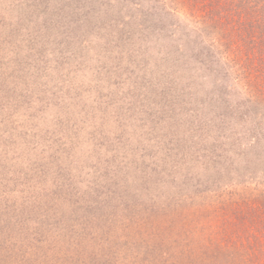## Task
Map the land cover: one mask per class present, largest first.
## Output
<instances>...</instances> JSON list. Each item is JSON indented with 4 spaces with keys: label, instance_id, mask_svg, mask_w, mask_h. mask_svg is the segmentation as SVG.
I'll list each match as a JSON object with an SVG mask.
<instances>
[{
    "label": "rangeland",
    "instance_id": "rangeland-1",
    "mask_svg": "<svg viewBox=\"0 0 264 264\" xmlns=\"http://www.w3.org/2000/svg\"><path fill=\"white\" fill-rule=\"evenodd\" d=\"M41 1L44 0H0V230H8L13 219L18 222L22 219L20 223L26 225L31 223L26 221L28 217H36L37 221L39 215L40 222L60 215L72 218L74 212L80 216L82 202L91 206L96 201L95 194L87 191L101 189L95 185L97 173L103 169L119 170L115 181L127 184V191L143 202L152 199L160 210L161 223L164 216L174 221L171 227L160 226V231L166 232L168 238L164 248H160V257L156 259L153 254L154 259L150 261L170 264L176 247L189 242L191 259L196 264H264V138H260L261 133H254L253 144L239 138L236 143L240 145L230 150L225 147L224 151L210 152L202 149H211V143L199 141V136L206 133L202 129L207 114L201 119L197 116L193 123L198 143L192 147L181 135L184 134L182 129L175 126L162 132L160 120H150L149 111L142 116L134 109L132 113L129 111L132 120L129 119L123 133H127L126 141H110L108 133L109 139L101 143L108 141V146L103 145L106 150L98 144L95 148L87 133L91 121H98L101 110L108 108L103 105L106 103L103 99L107 100L108 89L116 87L113 85L115 77L119 78L127 69L120 56L124 59L126 53L136 56L139 50L142 58L146 55L151 60L150 68H154L158 66L154 60L165 54L174 60L175 66L166 65L162 71H181L182 74L194 71L214 79L216 69L226 71V68L219 65L223 60L210 50L207 41L183 29L188 47L194 50L189 51L183 43L175 47L174 39L179 34L167 30L164 36L161 34L160 5L150 8L147 0L140 10L132 9L133 5L128 3L132 6L133 18L127 22L126 31L106 26L123 14L111 0L93 2L98 5L78 0L80 10L76 15L69 12L67 16L71 22L67 18L53 22L40 20L41 11L45 10ZM47 1V10L56 11L53 1ZM106 2H110L111 7L106 15H101ZM123 10L127 12L126 8ZM140 19L139 28L135 23ZM75 22H79L80 27H76ZM67 23H70L68 27ZM95 45L100 53L117 56L114 58L117 64L100 59L97 65L92 60ZM94 64L97 65L95 76L100 78L96 88H93L96 83L93 73H90ZM128 69L135 71L134 66ZM154 70L160 73V67ZM185 81L180 77L182 85ZM204 84L208 88L209 83L204 81ZM72 85L79 86L75 89L80 91L79 97L69 104L62 103L63 96L60 100L56 96L63 95L59 93ZM209 96L207 93L206 98ZM253 122H256L255 130L260 131L257 118ZM109 126L108 123L103 128ZM168 134L179 137L174 138L173 147L160 151V147L165 148L163 144L170 146L166 142ZM114 141L119 146L112 151ZM141 191L145 195L139 196ZM75 194L79 207L74 211L67 200L74 201ZM112 195L121 198L119 192ZM20 203H25L26 209L14 211L11 208ZM6 205L10 208H4ZM181 222L184 224L179 229ZM31 224L36 227V223ZM82 229L80 224L68 228L70 241L74 233ZM13 237L0 234L2 263L16 262L18 233ZM48 243L52 245V241ZM69 244L67 250L62 249L63 264H70L68 255L74 251ZM134 260V264L147 261L138 262L136 257Z\"/></svg>",
    "mask_w": 264,
    "mask_h": 264
},
{
    "label": "trees",
    "instance_id": "trees-1",
    "mask_svg": "<svg viewBox=\"0 0 264 264\" xmlns=\"http://www.w3.org/2000/svg\"><path fill=\"white\" fill-rule=\"evenodd\" d=\"M51 1L54 3L55 7H52L56 11H48L47 0L40 3L45 8L40 13V20L44 22H53L57 18L69 19L67 17L70 15L69 12L76 15L75 13L80 10V7L77 6L79 5L78 0H71L72 2L70 0H50L49 2L51 3ZM75 1L77 10L74 8ZM95 1L99 0H85L87 5H98L99 3H93ZM111 1L118 5L117 10L123 14L106 26L110 29H115V26L120 27L119 30L125 31L128 28L127 22L133 18L132 9H139L145 2V0ZM128 3H131L133 8L131 5L129 7ZM146 3L150 8L160 5L161 34L164 36L163 32L166 30L179 34L174 39L177 41L175 47L183 43L187 45L189 51L194 50L188 47L187 41L182 35L183 29H186L189 31L187 33L197 35L207 41L210 50L218 55V59L223 60L219 65H223L226 71L216 69L214 79H211V76L208 78L206 75H198L194 71H183L184 74L181 71H162L163 68H167L166 65L175 66V62L170 56L160 54V57L158 56L154 60V64L157 61V67H160V73H157L154 72V68L157 67L150 68L151 60L146 55L142 58L139 50L136 56L126 53V60L120 56L119 58L124 61L123 64H127V69L126 71L121 70L122 76L115 77L113 85L116 87L108 89L107 100L103 99L106 102L103 105H107L108 108L101 110L100 121H91V126L89 125L90 131L87 133L93 141V146L95 147L97 144L101 147L108 146V141L101 145L102 142H105L104 139H109L106 136L108 133L111 134L110 141L113 139L126 141L127 133H123L129 126V119L132 120V115L129 114V111L132 113V109L142 116L149 111L150 120H160L162 132L175 126L182 129L184 134L181 135L185 137V142L192 147L198 143L197 131L192 129L193 123L196 122L197 116L201 119L203 115L207 114L202 129V132L206 133L199 136V141L203 139L212 145L211 149H202L205 151H224L225 147L230 150V148L240 145V143H236L239 142V138L248 139V144H253L255 143L252 141L255 138V132L261 133L260 138H264V0H147ZM109 7H111L110 2L102 5L101 15H106ZM123 8L127 9L126 13ZM114 10L112 9V11ZM52 14L56 17H52ZM69 20L71 22V19ZM139 21L135 25L140 28L142 22L141 19ZM69 25L70 23L66 24L67 27ZM74 25L80 27L79 22H75ZM132 30H134V26ZM139 34L142 35L140 32ZM143 35L146 36L147 33H143ZM108 42L111 46V41ZM86 47L88 48L90 45ZM221 48L226 49L227 52ZM94 50H96V45ZM210 55L212 56V53ZM114 58L117 56L111 57L109 54H102L100 50H96L92 60L97 65L101 63L100 59L105 63L112 61L117 64ZM141 58L142 60H140ZM216 61L220 60L216 59ZM97 65L94 64L93 71H90L91 74H94L92 77L96 81L93 88H96L100 82V78L95 76ZM133 66L135 71L128 69ZM195 76L198 79H195ZM180 77L187 80L183 85L182 82H179ZM107 79L108 77L105 80ZM219 80L222 83H219ZM204 81L209 83L208 88ZM78 88L79 86L72 85L70 89L61 92L57 90L60 92L59 94L63 95L56 97L60 100L63 96L62 101L64 102L62 103L69 104L74 98L79 97L80 91L75 90ZM97 91L95 89V93ZM207 93L210 94L209 99L206 98ZM75 101H78V98ZM75 101L73 104L77 103ZM150 104H154L155 107H149ZM254 118H257L258 124L261 125L260 129L258 128L260 131L255 130ZM108 123L110 126L103 128ZM176 135L168 134L166 142L170 143V146L163 144L165 148L160 147V151L173 147L175 139L179 137ZM160 137L165 139V135L161 134ZM132 138L133 136L130 139ZM154 140L152 139V141ZM115 141L112 151L119 146ZM214 154L217 155V153ZM100 171L94 181H96L95 185L101 189L87 191L89 194H95L96 201L91 206H86L82 202L83 208H80V216L74 212L72 218L60 215L49 219V221L41 220L42 222L39 221L41 215L37 221H35L36 217L34 219L28 217L26 221L36 223V227L31 223L26 225L20 223L22 219L19 222L13 219L14 223L11 221L8 230H0V234L7 233L11 239H14L13 234L18 233L19 245L15 251L17 264H63L65 254L62 249L67 250V247H70L69 243L74 247V251L72 247V253L68 255L71 258L70 264H134L135 257L138 262L147 260L146 264H160V262L149 259H154V256L158 259L160 248L164 246V241H167L168 235L166 232L160 231V226L171 227L174 221L164 216V221L161 223L160 210L154 206L152 199L143 202L136 197L137 195L127 191V184L122 183L121 185L115 181V174L119 170L103 169ZM144 178L147 176L144 175ZM145 191L147 189H144ZM115 192H119L121 198H115L112 195ZM142 193L141 191L138 195L141 196ZM143 195L145 194L143 193ZM67 201L73 206L74 211L77 210L79 207L77 194L74 196V201L72 199ZM21 205L11 208L14 211L16 208V211L26 209L25 203ZM6 207L10 208L9 205L4 206V208ZM29 207L32 208V205ZM78 224L83 229L78 233L75 232L73 241H70V233H67V230L68 228L70 230L72 225L77 226ZM183 224L181 222L178 228H182ZM28 227L33 229L28 230ZM48 241H52V245ZM190 249L189 242L176 247L170 264H196L191 259ZM162 251L164 249H161ZM15 263L0 262V264Z\"/></svg>",
    "mask_w": 264,
    "mask_h": 264
}]
</instances>
